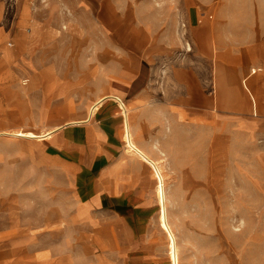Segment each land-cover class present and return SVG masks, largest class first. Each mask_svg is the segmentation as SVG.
<instances>
[{
    "label": "rangeland",
    "instance_id": "374dc122",
    "mask_svg": "<svg viewBox=\"0 0 264 264\" xmlns=\"http://www.w3.org/2000/svg\"><path fill=\"white\" fill-rule=\"evenodd\" d=\"M130 13L133 42L117 43ZM261 43L264 0H95V27L77 0H0V131L80 118L108 64L147 58L135 137L161 171L179 264H264V57L249 48ZM243 44V59L222 56ZM75 215L64 166L0 133V264H118L93 254Z\"/></svg>",
    "mask_w": 264,
    "mask_h": 264
},
{
    "label": "crops",
    "instance_id": "0c3cea01",
    "mask_svg": "<svg viewBox=\"0 0 264 264\" xmlns=\"http://www.w3.org/2000/svg\"><path fill=\"white\" fill-rule=\"evenodd\" d=\"M77 2L89 12L91 25L95 27V0ZM102 20L108 27L115 24L105 14ZM186 24L190 27L191 21ZM135 25L130 13L113 30V40L133 42L131 27ZM261 45L249 47L252 58L264 57L259 51ZM244 47V44L235 45L234 52L225 47L221 54L243 59ZM150 68V61L145 57H131L126 64L118 59L108 64L104 72V93L93 101L98 104L95 110L88 114L87 109L84 116L53 127L47 138L37 139L43 145L45 156L59 161L70 177L76 201L75 217L85 229L83 234L93 254L95 249L115 250L118 264H169L166 234L158 222L155 195L158 176L151 164L127 151L123 140L128 124L136 146L147 153L135 137V123L146 119V110L137 113L134 109L147 87ZM227 70L240 79L248 67L240 64ZM258 121L264 125V114L259 115Z\"/></svg>",
    "mask_w": 264,
    "mask_h": 264
},
{
    "label": "bare ground",
    "instance_id": "6f19581e",
    "mask_svg": "<svg viewBox=\"0 0 264 264\" xmlns=\"http://www.w3.org/2000/svg\"><path fill=\"white\" fill-rule=\"evenodd\" d=\"M96 105L98 104H95V102H93L89 106L88 114L89 112L92 113L95 110ZM57 127L58 126H54L53 129ZM53 129H49L41 133H34L31 131H22L20 129L13 130V131H0V133H4V134L9 133L10 135H15L18 137L20 136V137H26L30 139H39L42 137L47 138L52 133ZM123 140L126 145L127 151H129V153H136L143 161H146L147 163H149V165L151 164L153 169L156 172V175L158 176V183H156L155 185V195H156L157 204L159 206L158 222L160 226L162 227V229L164 230V232L167 234L166 239H167V253L169 255V262H170L169 264H179L178 247H177L175 238L173 236V233L171 232L169 228V225H168L169 223L167 222V218H166L165 194L163 190L161 171L159 170L156 162L151 157H149L147 153L143 152L136 146L129 132L128 124L125 127Z\"/></svg>",
    "mask_w": 264,
    "mask_h": 264
}]
</instances>
